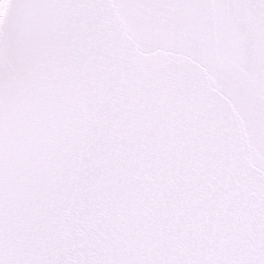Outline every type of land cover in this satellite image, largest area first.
I'll return each mask as SVG.
<instances>
[{"label":"snow or ice","instance_id":"1","mask_svg":"<svg viewBox=\"0 0 264 264\" xmlns=\"http://www.w3.org/2000/svg\"><path fill=\"white\" fill-rule=\"evenodd\" d=\"M0 264H264V0H0Z\"/></svg>","mask_w":264,"mask_h":264}]
</instances>
